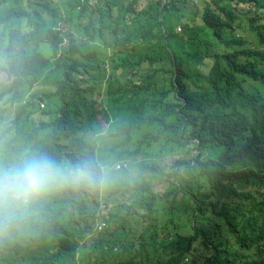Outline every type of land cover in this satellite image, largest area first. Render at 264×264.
Here are the masks:
<instances>
[{
	"label": "trees",
	"instance_id": "1",
	"mask_svg": "<svg viewBox=\"0 0 264 264\" xmlns=\"http://www.w3.org/2000/svg\"><path fill=\"white\" fill-rule=\"evenodd\" d=\"M145 1L104 0L107 8L96 20L89 0H69L71 16L59 0H0L1 97L10 103L8 114L13 112L2 126L8 145L0 146V154H7L1 165L46 154L65 169L89 160L98 177L94 183L55 185L30 203L5 210L0 264H264V93L245 87L250 80L264 86V49L244 47L234 25L244 18L238 11L251 14V22L238 28L245 26L264 43V0H200L201 10L192 0H148L136 11ZM115 8L108 22L104 12L111 16ZM80 28L86 34L95 29L103 45L107 34L115 49L111 65L123 76L150 61L152 77L163 87L145 100L148 111L137 108L140 88L132 96L110 88L107 107L97 104L95 87L77 63L76 55L87 52L71 32ZM140 40L144 43L131 51L129 45ZM42 42L50 44L51 55L41 50ZM40 82L52 86L44 98L53 108L58 98V110L24 102L27 90ZM40 112L44 116L36 123L34 114ZM145 116L173 144L183 146L185 135L191 137L197 152L139 163L138 176L146 183L136 179L131 186L119 175L105 174L103 165L122 156L128 140H142L137 133ZM119 130L123 137L110 148V158L91 155V148L103 144L99 132ZM160 138L152 134L142 143L158 147ZM198 178L222 195L203 192ZM100 195L108 209L99 206ZM115 205L124 220L112 229ZM189 213L195 216L192 233L167 231ZM102 219L109 226L98 232ZM202 246L212 251L203 262Z\"/></svg>",
	"mask_w": 264,
	"mask_h": 264
},
{
	"label": "rangeland",
	"instance_id": "2",
	"mask_svg": "<svg viewBox=\"0 0 264 264\" xmlns=\"http://www.w3.org/2000/svg\"><path fill=\"white\" fill-rule=\"evenodd\" d=\"M57 1V0H56ZM148 0L145 1V3L143 4H139L138 6H136V11H139L141 9H143L146 5ZM193 3L197 4L199 9L201 10L203 8L202 6V2L200 0H192ZM59 3L61 4V10H64V13L66 14V16H71L70 14V8H69V0H59ZM89 4H90V10L91 13H93L94 17L96 18V20H98V17L100 15V11L101 10H105L107 8L106 3H104V0H89ZM88 4L85 5V7H87ZM248 6V5H247ZM77 9H80V6L77 7ZM116 8L112 10L111 16L107 15V12L105 11V15L107 17V21L109 22V20H111L112 18H114L116 16ZM86 14L90 13L88 10L87 12H85ZM240 18L244 17V11H238ZM92 15V14H91ZM86 18V17H84ZM74 21L76 20V18H72ZM243 22L241 19L240 20H236L235 22V28H237V25L239 22ZM94 31L95 29H93L91 31V34H86L84 28H80L78 30H73L71 29V32H73V35L76 37L77 39V43L79 45H82L83 47H85L87 49L86 53H83V51H81L80 53H78L76 55L77 57V63L79 66V69H81L83 71V73L85 74V76H87V83H89L91 86L95 87V92L93 93V98H95V100L97 101V104H100L102 106H105L107 101V97L109 96V91L110 88H116V89H120L121 91H124L125 89L129 92V96H132L135 92L136 88H140L142 90V94L140 95L141 100L137 103V108L139 109V111H148V107L144 106V102L148 97H152V93L154 91H157L159 89H161L163 87V84L161 81L156 80L154 77H152V64L150 63V61L148 59H146L142 66L139 68L138 72L136 74H129L127 75V73H125V76L122 75L121 72V68H113L111 65V58L112 56L115 54V49L111 48V46L108 44L109 43V39L108 36L106 34V40L107 43L105 45L102 44L101 40L98 38V36H94ZM122 31H117V33H121ZM239 35L240 37L248 40L252 45L256 46V47H260V48H264V44H260L254 37V35L251 34L250 31H244L241 32L239 31ZM177 33L179 34H183L184 33V29L182 26H179L177 28ZM126 35V33H124ZM211 39V37H209ZM141 42L138 41L135 43H132L129 45V49L131 51H135V49L137 47H139V43ZM142 44L144 42H141ZM148 45V44H146ZM35 46V45H34ZM97 46L98 47V51H92V47ZM41 50H43L47 55H51L52 50L50 47V44H48V42L45 43H41L40 45ZM235 48H241V46L236 45ZM234 48V49H235ZM46 49V51H45ZM84 65L87 69V72L85 71ZM135 71V70H134ZM81 77L83 78V75H81ZM114 81V83H116V86H114L113 83H111L110 81ZM247 87H255L258 91H260L261 93H264V86L261 83L258 82H254V81H249L248 82V86ZM2 89L0 88V112H2L3 110L7 109L9 107V104L7 102V99L5 97H1V93H2ZM52 90V86L49 84H43V82H40L38 85L36 84L35 87H31L27 90V97H30L31 95H33L35 92H41L43 99H41L37 94H35L33 97H31L30 101H39V102H44L45 103V107H48L49 103L47 102V99L44 98V91L49 92ZM8 92V91H7ZM7 96V93H6ZM58 100V98H54V100L52 101L51 104L56 105V108H53L51 105L49 106V109H57L58 110V104H56V101ZM57 110H53V111H57ZM44 114L43 113H37L34 114V119L36 121V123H39L42 118H43ZM63 118H66V116H64ZM153 118H161L158 117L157 114H155L153 116ZM145 121L147 123L150 122V118L149 116H145ZM172 128V127H171ZM153 131L156 134L161 135L162 139L166 138V132L163 129H160L158 127H156L155 125H148L145 124L143 129L141 130V132L137 133V136H145V135H152ZM99 133H103V131L99 132ZM123 135L121 133V130L116 131V133L114 135L110 134V133H106L104 135V143L102 144L104 147L101 151H99L100 153H103L107 150V148H112L115 147L117 145V143L122 139ZM128 138H131L130 136H128ZM190 137H185V143L183 144V146L185 147L184 150L183 148L179 147L177 144H173L172 142L167 143L165 141H160L159 144L161 146V148L159 149L161 152L157 153L154 149H151L150 153L147 155L148 158L153 157L152 159L157 160V161H162L163 157L159 156V155H168V154H181L183 151H191V152H195V145L194 143H190ZM167 144V146H165ZM128 146H131L133 148H137L138 147V143H137V139H131L128 142ZM127 172H125L126 174ZM201 184V190L204 191H208L211 192L212 196H218L220 195V192L213 188L212 185L208 184L207 182H205L204 180H202L201 178H198V180ZM231 180H229L228 182H230ZM186 187V186H185ZM164 191V190H163ZM223 192V189L222 191ZM222 195V194H221ZM220 195V196H221ZM94 205L91 204V206ZM99 206H102L101 203L99 204ZM251 206V205H250ZM93 207V206H92ZM115 208V220L116 222H114V225L112 226V229H114L115 224L120 223L124 220V218L122 217V215L124 214L123 212H120L118 210V208L116 207V205L113 207ZM108 209V208H106ZM131 219L133 220H141L146 222V220L144 218L138 217L137 215L131 214L129 216ZM195 221V216H191V214H181L178 221L175 224H172L170 226L175 227L177 229H173V233L175 232H179L182 234H190L193 232L192 230V224ZM225 236L227 237V239L231 242V244L236 243L233 235H230L228 232H225ZM197 247V244H196ZM236 247H238V245L236 244ZM196 254H198V251H194ZM212 253L211 249L207 250L204 246H202L199 249V257L201 262L204 261L205 257L210 256ZM188 258V259H187ZM191 261V257H186L184 262H190Z\"/></svg>",
	"mask_w": 264,
	"mask_h": 264
},
{
	"label": "clouds",
	"instance_id": "3",
	"mask_svg": "<svg viewBox=\"0 0 264 264\" xmlns=\"http://www.w3.org/2000/svg\"><path fill=\"white\" fill-rule=\"evenodd\" d=\"M250 16L251 14L245 15L242 21L251 22ZM75 21H77V19ZM243 22L238 23L237 28H236L237 29L236 34L238 38L246 42L244 44V47H250L254 49H264V48L256 47L252 45L248 40L240 37L239 31L241 32L249 31L245 26H243L241 29L238 28V26L244 24ZM254 37L260 44H264V43H261V41L256 36ZM42 43H45V42H42ZM60 46H62V42L60 43ZM111 48L114 49V47H111ZM59 53H61V51ZM1 62H2V59L0 56V63ZM248 82L246 83L245 87L249 89V87H247ZM35 94H37L41 99H43L41 97L42 96L41 92H35L30 97L26 96L24 102L30 101L31 97H33ZM37 102L40 104L41 110L47 108L45 107L44 102H39V101ZM105 107L107 106L105 105ZM47 109H49V107ZM12 115H13V112H11V114H8L7 110H5L4 112L3 111L0 112V146L4 148L8 144L4 142V138H6L7 135L3 131L2 126L6 122H9L12 119L10 118ZM145 124L150 125V122L147 123L146 121H144L143 127ZM130 127H133V125L131 124ZM141 130L139 131L141 132ZM85 132L87 135L86 129H85ZM106 133L108 132L103 131V133H98V135L104 136ZM153 134L157 135L154 131H153ZM147 136L149 135L140 136V138H142L143 140ZM185 137H188V136L185 135ZM142 140L141 141L137 140V143H138L137 148L128 146V142H129L128 140L124 146V150L120 152L122 156L115 159L111 163H106L103 165V170L105 174L113 173V175L115 176L119 175L123 177V179L127 183H129L131 186H135L136 179L141 184H145L146 182L142 179V177L138 176L139 175V163H142L144 161H147V159H150L147 157V155L151 152L150 151L151 149H154L157 153L161 152L159 150L161 148L159 144L160 141H165L167 143H170V141L167 139H162L161 137L158 141L159 146L157 147V146H149L147 143H142ZM189 141L190 143H194L191 137ZM103 143H104V139H103ZM165 146H167V144ZM103 147H104L103 145H99V149L96 151H95V148H91V153H92L91 155L94 156V153H95V156L98 159L102 157L110 158L111 154L109 153L110 151L109 147L107 148L105 152L103 153L99 152L103 149ZM179 147L183 148V150L185 148L184 146H179ZM195 149H196V145H195ZM185 152L195 153L197 152V150H195V152H191L189 150ZM182 153H184V151ZM10 154H14V150L12 148H11ZM5 156H7V154H0V217L3 216L5 210L12 208L13 206L19 207L22 205H26L30 203L31 201H33L34 199L41 197L43 194H45L48 191V189H50L51 187L55 185H59L65 182L72 183V184L94 183L98 179V177L94 174V170H93L94 166L92 162L89 160L77 161L71 168L65 169L61 164H59L57 161H55L50 156L46 154H41L36 157L24 158L22 159L20 163L12 165L10 167H4L1 165V162ZM125 172L127 173L125 174ZM149 175H150L149 173L146 175L147 179H149ZM104 184H105V188H107V191L110 192L111 187L107 179H105ZM100 197L102 200L101 205L106 208V205L103 202L104 196L100 195ZM113 212L116 213L115 210H113ZM172 224L173 223H170V225ZM108 226H109V222L105 219H102L101 222L98 223L96 230L98 232H104ZM173 229H176V228L172 226L167 227V231L170 230L172 234L178 233V232L173 233L172 232Z\"/></svg>",
	"mask_w": 264,
	"mask_h": 264
}]
</instances>
